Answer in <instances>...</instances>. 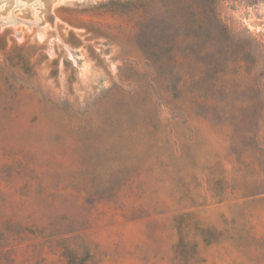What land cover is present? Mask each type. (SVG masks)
Here are the masks:
<instances>
[{"label":"rangeland","instance_id":"374dc122","mask_svg":"<svg viewBox=\"0 0 264 264\" xmlns=\"http://www.w3.org/2000/svg\"><path fill=\"white\" fill-rule=\"evenodd\" d=\"M0 264H264V0H0Z\"/></svg>","mask_w":264,"mask_h":264}]
</instances>
